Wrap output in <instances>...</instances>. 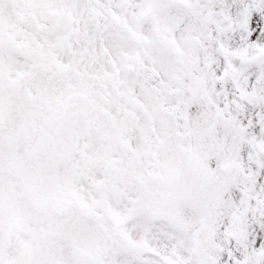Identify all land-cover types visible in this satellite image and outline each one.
<instances>
[{"label": "rangeland", "instance_id": "obj_1", "mask_svg": "<svg viewBox=\"0 0 264 264\" xmlns=\"http://www.w3.org/2000/svg\"><path fill=\"white\" fill-rule=\"evenodd\" d=\"M154 229L264 264V0H0V264H181Z\"/></svg>", "mask_w": 264, "mask_h": 264}, {"label": "bare ground", "instance_id": "obj_2", "mask_svg": "<svg viewBox=\"0 0 264 264\" xmlns=\"http://www.w3.org/2000/svg\"><path fill=\"white\" fill-rule=\"evenodd\" d=\"M234 196L237 197L236 194H234ZM244 199L246 200V198H244ZM232 204H231V206L228 207V212H232L233 213V217H235L236 213L240 210V206L238 205V207L234 208L235 204L233 206H232ZM234 210H235V212H234ZM224 227H226V230L223 231L222 233H220V236L218 237V239L221 242H225V241L229 242V240H231V237H232V231L234 232V228H233L234 227V221L231 223V221L229 220V217H227V220H225V222H224ZM153 231L157 235V237H156V235H154L155 237H153L152 235L150 237H148L149 240L154 241L153 242V244H154L153 246H156V248L158 250H162V251H166L164 248L167 245H172V247L175 246L179 250L173 251V252L170 251L169 253L165 252V253L168 254V256H171L174 259H176V260H178V261H180V262H182L184 264H193L192 263V259L188 256L187 249L184 248V244L187 241V238L185 236H183L180 239V240H183V241H180V240L174 241V239L171 236V234H168V233H166L164 231L160 232V230L158 232V230L156 231V229H154ZM149 232L150 233L152 232L151 228H150ZM181 242H182V245L179 246L178 243H181ZM259 252H260L259 253L260 257L263 259L264 258V239H263V241L260 244ZM251 256H252V252L248 251V253H245V255L237 258L236 261L233 262V263L234 264H249L250 260L252 259Z\"/></svg>", "mask_w": 264, "mask_h": 264}]
</instances>
